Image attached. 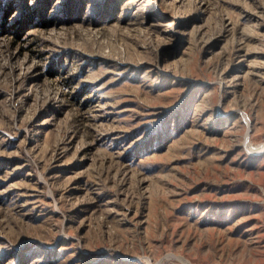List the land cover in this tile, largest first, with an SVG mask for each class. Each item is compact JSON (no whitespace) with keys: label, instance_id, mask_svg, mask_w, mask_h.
I'll use <instances>...</instances> for the list:
<instances>
[{"label":"rangeland","instance_id":"obj_1","mask_svg":"<svg viewBox=\"0 0 264 264\" xmlns=\"http://www.w3.org/2000/svg\"><path fill=\"white\" fill-rule=\"evenodd\" d=\"M262 144L264 0H0V264H264Z\"/></svg>","mask_w":264,"mask_h":264},{"label":"bare ground","instance_id":"obj_2","mask_svg":"<svg viewBox=\"0 0 264 264\" xmlns=\"http://www.w3.org/2000/svg\"><path fill=\"white\" fill-rule=\"evenodd\" d=\"M245 119H246V122H247V124L249 125V127H251V118H250V116L248 115V114H245ZM251 130V129H250ZM248 138H249V133H248V135H247V137H246V140H248ZM249 141V140H248ZM247 141V142H248ZM248 144V143H247ZM250 145H252V144H250ZM250 147V146H249ZM253 148V147H252ZM264 149V144H262V145H260L257 149H251V150H259V151H261V150H263ZM256 151H254V152H256ZM258 151V152H259Z\"/></svg>","mask_w":264,"mask_h":264}]
</instances>
